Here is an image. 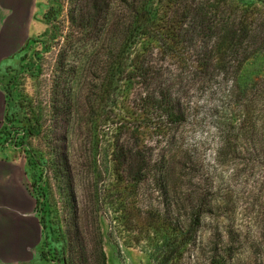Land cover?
I'll use <instances>...</instances> for the list:
<instances>
[{"label": "trees", "instance_id": "obj_1", "mask_svg": "<svg viewBox=\"0 0 264 264\" xmlns=\"http://www.w3.org/2000/svg\"><path fill=\"white\" fill-rule=\"evenodd\" d=\"M45 18L59 48L55 139L33 191L44 228L59 226L51 180L73 206L62 246L42 256L107 264L99 213L129 227L127 195L148 184L156 204L141 232L155 264H264V0H53ZM191 115L192 154L182 136ZM81 119L91 133L84 170L71 142ZM97 129L111 131L105 144ZM78 179L91 197L81 205ZM240 194L257 203L253 251L237 224Z\"/></svg>", "mask_w": 264, "mask_h": 264}, {"label": "rangeland", "instance_id": "obj_2", "mask_svg": "<svg viewBox=\"0 0 264 264\" xmlns=\"http://www.w3.org/2000/svg\"><path fill=\"white\" fill-rule=\"evenodd\" d=\"M52 4L53 0H0V264H54L49 255L42 256V251L60 249L62 232L66 230L73 206L62 184L51 180L49 204L51 209L55 208L57 217L53 218L54 209L50 216L59 223L58 227L52 225V233V229L40 223L42 214L36 211L33 191V182L40 174L37 162L50 159L55 139L49 91L59 48L49 40L50 29L45 18ZM59 20L60 29L65 32L68 23L65 10ZM32 61L36 63V70L41 69L39 73L32 68ZM123 104L124 111L130 113L129 102ZM139 122L136 130L141 133ZM84 125L81 119L71 128L78 170L85 168L84 152L91 137ZM107 130L97 129L92 135L97 133L105 144L111 136ZM182 136L192 154V115L182 129ZM20 138L22 145H16ZM111 179L107 181L110 184ZM77 184V201L81 205L91 197L83 191L82 180L78 179ZM107 197L109 202L117 198L112 192ZM155 199L148 184L141 185L136 195H127L129 207L131 203L135 206L130 208L129 227H123V219L121 225L112 220V210L108 217L102 211L99 213L107 264H155L149 258L148 243L141 232L146 212L155 206ZM256 204L247 194L239 195L237 224L249 251L254 250L256 243L257 228L252 219ZM136 222H140L138 228L134 227ZM110 230L117 237L118 248L109 237Z\"/></svg>", "mask_w": 264, "mask_h": 264}]
</instances>
